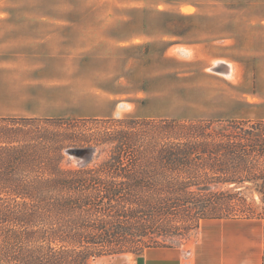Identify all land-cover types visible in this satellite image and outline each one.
<instances>
[{
	"label": "trees",
	"instance_id": "1",
	"mask_svg": "<svg viewBox=\"0 0 264 264\" xmlns=\"http://www.w3.org/2000/svg\"><path fill=\"white\" fill-rule=\"evenodd\" d=\"M70 149H94L81 168ZM264 119L0 117V264H88L264 221Z\"/></svg>",
	"mask_w": 264,
	"mask_h": 264
},
{
	"label": "rangeland",
	"instance_id": "2",
	"mask_svg": "<svg viewBox=\"0 0 264 264\" xmlns=\"http://www.w3.org/2000/svg\"><path fill=\"white\" fill-rule=\"evenodd\" d=\"M126 116L264 119V0H0V117ZM205 222L152 246L190 250Z\"/></svg>",
	"mask_w": 264,
	"mask_h": 264
},
{
	"label": "crops",
	"instance_id": "3",
	"mask_svg": "<svg viewBox=\"0 0 264 264\" xmlns=\"http://www.w3.org/2000/svg\"><path fill=\"white\" fill-rule=\"evenodd\" d=\"M131 264H264V227L252 220H208L190 250L153 247Z\"/></svg>",
	"mask_w": 264,
	"mask_h": 264
},
{
	"label": "water",
	"instance_id": "4",
	"mask_svg": "<svg viewBox=\"0 0 264 264\" xmlns=\"http://www.w3.org/2000/svg\"><path fill=\"white\" fill-rule=\"evenodd\" d=\"M67 154L80 159V161H82V164L84 165L93 159L95 155V150L94 149H70L67 151Z\"/></svg>",
	"mask_w": 264,
	"mask_h": 264
},
{
	"label": "bare ground",
	"instance_id": "5",
	"mask_svg": "<svg viewBox=\"0 0 264 264\" xmlns=\"http://www.w3.org/2000/svg\"><path fill=\"white\" fill-rule=\"evenodd\" d=\"M220 68V67H219Z\"/></svg>",
	"mask_w": 264,
	"mask_h": 264
}]
</instances>
